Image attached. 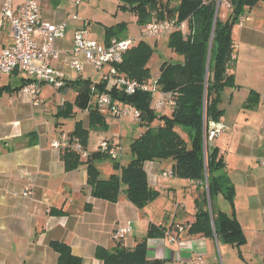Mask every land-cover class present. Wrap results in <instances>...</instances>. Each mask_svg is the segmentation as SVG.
<instances>
[{"label":"crops","instance_id":"obj_1","mask_svg":"<svg viewBox=\"0 0 264 264\" xmlns=\"http://www.w3.org/2000/svg\"><path fill=\"white\" fill-rule=\"evenodd\" d=\"M2 2L0 0V8ZM37 3L40 4V0ZM39 11L48 22L66 23L65 36L54 42L58 56L51 62L63 75L64 85L68 80L91 79L90 72L85 73L89 65H84V70L76 76L67 73V70L74 71L64 54L73 48L75 29H69V24L74 20L69 19L68 14L65 16V11L59 6L47 13L42 8ZM248 11L250 9L245 13ZM229 12L226 10L222 20ZM81 26L79 28H83ZM240 27L236 32L233 28L231 31L233 54L227 70L234 75L235 85L222 90L219 107L223 114L219 121H211L214 126L229 131L213 138L210 146L218 150L217 157L223 164L213 174L228 178L233 188L231 200L218 189H214L209 197L207 179L203 185L199 180L180 177L171 159L144 162L147 181L158 195L143 208H137L123 193L116 202L94 198L86 184L85 166L65 170L61 151L52 146L64 132L61 126L68 119L57 117V108L63 101L72 102L77 92L67 88L74 92L72 96L54 104L46 101V97L41 98V86L46 83L38 85L37 103L34 96L25 94L22 89L0 94V264H58V253L50 246L51 241L67 244L72 254L81 258V264H104L95 257L98 246L133 248L146 236L150 224L166 228L164 235L148 238L146 247V257L157 259L162 264H191L196 258L208 264H264V167L257 163L258 159H264V73L249 69L243 74L242 81L239 80L244 72L240 69L239 58L245 55L235 54L234 49L237 45L241 48L249 43L253 46L251 38L256 32L241 24ZM12 42L10 26L5 23L0 26V50ZM12 76L15 84L8 80L0 86L14 88L23 79L31 78L17 70L1 75L0 79ZM62 89L55 91L62 92ZM250 90L257 92L259 98H256L255 105L246 107ZM241 92L235 120L231 118L228 122L226 109L221 104L230 103ZM95 100L96 94L91 93L89 103L97 109ZM29 106L39 107L38 113L34 114ZM97 111L104 119L105 116L112 118L106 112ZM82 112L84 119L79 120L83 127L89 128L88 111ZM48 113L55 118L54 123L48 120ZM115 142L120 144L119 140ZM97 168L100 177L105 172L103 179L114 172L113 165ZM164 172H169V175H164ZM28 187L32 193L24 195L23 191ZM203 192L209 197V208L214 215L224 212L237 219L245 236L244 243L237 246L219 241L215 234L204 236L189 232ZM127 223L132 226L131 232L121 240H114L113 230ZM171 235L175 241L171 240Z\"/></svg>","mask_w":264,"mask_h":264},{"label":"trees","instance_id":"obj_2","mask_svg":"<svg viewBox=\"0 0 264 264\" xmlns=\"http://www.w3.org/2000/svg\"><path fill=\"white\" fill-rule=\"evenodd\" d=\"M119 1L118 6L131 11L140 26L153 20L172 17L177 18L179 22L187 20L186 37L179 30L171 32L168 36L169 48L182 56V61L163 62L157 78L159 88L173 94L175 106L165 112L156 111L149 92L137 90L133 94H127L115 86L106 89V83L101 78L98 81L87 78L68 80L66 84L74 87L77 95L72 102L63 101L55 115L69 118L75 115L74 109L88 111L89 128L83 127L82 121L77 120L67 134L69 138H78L84 149L87 150L89 130L106 127L104 117L89 103L91 93L100 94L107 91L114 100L134 106L141 112L140 124L144 125L145 129L130 143L132 159L125 165L114 161V172L108 178L100 177L95 164V160L107 158L108 155L97 150L88 152L84 159L71 148L62 150L60 156L65 170L70 171L84 165L86 184L91 189L92 197L116 202L120 193H123L137 208H143L158 195V191L147 181L144 162L171 159L174 162L173 168L180 177L199 180L203 185L207 179L209 197L214 189H218L231 200L233 188L228 178L215 177L213 174L223 165L221 158L217 157L218 150L210 146L211 142H207L204 153L203 131L204 127L207 129L209 122L219 121L223 114L219 107L222 90L235 85L234 75L227 71L233 54L232 25L237 24L238 18L244 15L247 9L264 0H229L231 7L226 19L220 20L216 16L214 26L213 12L210 13L206 8L214 0H207L206 4H202V0ZM125 29L121 23L114 28H105L104 43H108L111 38H126ZM152 54V45L144 38H139L136 44L123 53L122 60L113 65L120 76L148 81L151 73L147 64ZM31 81V78L23 79L22 83L14 88L2 85L0 94L5 91H18ZM92 85L95 88L93 92ZM256 98L258 100V93L250 90L245 106L255 105ZM156 120L159 123L153 126ZM177 127L182 128L186 139ZM209 197L203 192L202 197L198 199L195 221L191 224L189 232L204 236L215 234L219 241L237 246L244 243L245 236L237 219L224 212L214 215L209 208ZM86 209H89V206ZM165 230L162 226L150 224L146 236L133 248L118 245L108 249L98 246L95 257L104 264H162L157 259L146 257V247L148 238L162 236ZM50 246L58 253V264L82 263L81 258L73 255L67 244L51 241Z\"/></svg>","mask_w":264,"mask_h":264},{"label":"built area","instance_id":"obj_3","mask_svg":"<svg viewBox=\"0 0 264 264\" xmlns=\"http://www.w3.org/2000/svg\"><path fill=\"white\" fill-rule=\"evenodd\" d=\"M82 0H76V3ZM207 0H202L206 4ZM216 4V16L218 7L222 0H214L213 9ZM226 8H230L229 0H223ZM242 17L238 18V24H242ZM75 19L76 16H73ZM247 18V17H246ZM8 23L13 37V42L0 50V76L11 74L14 70L25 73L33 78V81L22 88L27 95L34 96L38 93V85L46 83L59 90L64 85L63 75L58 72L51 64L57 58L58 54L54 48V42L62 39L66 33V23H51L44 20L39 11L37 0H3L0 8V26ZM188 33L187 20L178 21L177 18H165L162 20H153L144 25L141 31L142 36L158 38L164 34H170L173 31ZM139 38L136 36H127L123 39H111L108 43H100L95 39L88 37L87 31L78 28L73 34V48L65 51L67 63L71 69L81 72L84 65H89L100 72L101 79L106 83V89L115 86L127 94H133L137 90L149 92L153 98V107L156 111L166 110L175 106V99L171 92L161 90L155 78L148 81H138L125 76H120L113 64L122 60L123 53L132 45L136 44ZM83 60H82V59ZM95 90L94 85L91 91ZM95 104L97 110L106 112L112 118H120L125 115H131L138 120L141 118V112L134 106L127 103H120L113 99L110 93L103 91L96 94ZM106 110H102L103 107ZM223 128L214 126L211 122L204 127L203 131V150L207 142L221 134ZM108 140L98 142L97 150L112 157H117L121 146L119 143ZM54 148L62 151L71 148L82 158H86L88 151L84 149L78 138H69L67 134L62 135L59 140L52 143ZM264 167V159L260 162ZM169 175V172H164ZM31 188H25L24 195H30ZM177 228L181 229L179 225ZM132 230L130 223L119 226L112 232L114 240H121ZM172 241L176 238L171 235ZM191 264H208L200 258H196Z\"/></svg>","mask_w":264,"mask_h":264},{"label":"rangeland","instance_id":"obj_4","mask_svg":"<svg viewBox=\"0 0 264 264\" xmlns=\"http://www.w3.org/2000/svg\"><path fill=\"white\" fill-rule=\"evenodd\" d=\"M39 1V0H38ZM120 3L119 0H82L79 3H76V0H40V4L38 3L39 10H41L44 13H47L50 10H56V8L59 6L65 11V16H69V19L71 17L73 23L69 24V29H77L82 24L83 28L87 31L88 37L91 39H95L99 41L100 43H103L105 38V28H114L117 27L120 23L126 27L125 36H136L137 38H144L146 41H148L152 47H153V54L151 58L148 61V67L150 69L151 78H155L157 80L159 75V67L163 62L172 61H182V56L178 55L174 51L171 50L168 46V36L169 34L161 35L158 38L153 37H147L142 36L141 31L144 28L143 26H140L136 23V18L134 14L129 11L128 9H121L118 4ZM215 2V9L216 4ZM226 10L230 11V8H226V6L223 3V0L221 4L218 7L217 16L220 20L224 18V14ZM248 10V9H247ZM73 16H76L74 19ZM242 24L244 28H252L256 32L252 36L251 40L254 42L251 46L249 43L245 47H241L237 45L236 49H234V53H240L245 55L244 58H239L241 62L240 69L244 72L240 75V81H242L243 74L251 69L255 72L261 74L264 73V2L258 3L256 6L252 7L250 11L246 12L244 15H242ZM214 17V16H213ZM247 17V18H246ZM79 20V21H77ZM80 23V26L77 24ZM188 24V23H187ZM67 27V26H66ZM233 29H235V32L238 31V29L242 28L238 24L232 25ZM188 28V25H187ZM71 32V30H69ZM182 33V32H181ZM183 34V33H182ZM257 37L255 38V36ZM184 37L187 35L183 34ZM103 38V39H102ZM248 41V40H244ZM238 43V42H237ZM239 46V48H238ZM89 77L93 81H98L101 76L99 71L93 70V68L86 66L85 73H88ZM67 73H73V75H78L80 73L76 72L75 70L70 72V70H67ZM83 73L84 75H87ZM10 81L12 84H15L13 81L15 80V77H10L9 79L6 77H3L0 79V83H5L6 81ZM257 80V79H256ZM256 80L252 83H255ZM158 84V82H157ZM249 85V84H248ZM254 85V84H253ZM251 87V86H249ZM70 88L76 92V89L69 85H64V89H62V92H57L55 89L49 85L45 84L41 86V98L46 97V101L51 102V104L59 103L64 98H70L73 91H69ZM259 88V86H258ZM67 89V90H66ZM69 92V93H67ZM65 93V94H64ZM241 96L242 92L238 93L233 100L230 101L228 104H224V102L221 104L222 108L226 109V118L229 122L231 118L235 120L236 111L238 110V107L241 102ZM56 99V100H55ZM228 100V98H227ZM224 104V105H223ZM29 109L33 111L34 114L38 113L39 107H32L29 106ZM168 109V108H167ZM102 110H106V107L104 106ZM48 120L54 123L55 118L52 114L48 113ZM84 119V113L81 110L76 109V113L73 117H69L68 119L64 120L65 123L63 126H61V129L64 131L62 135H65L67 131L72 129L73 124L76 120ZM105 122L106 127L105 128H91L90 129V135L88 139V149L89 150H97L98 142L101 140H108L113 139L112 142L119 140L121 151H119L117 157H112L108 155L107 158H101L95 160V164L97 166H111L113 165V162H119L120 165L127 164L131 159L132 155L129 149L130 143L133 139L138 137L145 129L144 125L140 124V120L137 118L129 115L122 116L120 118H108L105 116ZM159 123L158 120H156L152 125L156 126ZM178 130H182V128L177 127ZM37 128H34L35 130ZM183 131V130H182ZM225 131V133H228L229 131H226V129H223L222 133ZM180 134L186 139V136L184 133L179 131ZM61 135V134H60ZM59 135V136H60ZM62 135L57 139L59 140ZM218 138V137H217ZM87 149V151H88ZM98 151V150H97ZM62 152V151H61ZM89 152V151H88ZM105 154V153H104ZM262 159H258L257 163L260 167ZM112 161V162H111ZM105 176V172H102L101 177ZM220 263V261H219Z\"/></svg>","mask_w":264,"mask_h":264},{"label":"water","instance_id":"obj_5","mask_svg":"<svg viewBox=\"0 0 264 264\" xmlns=\"http://www.w3.org/2000/svg\"><path fill=\"white\" fill-rule=\"evenodd\" d=\"M206 8L210 13L213 12V16H214L213 17V26H214V21L216 19V9H213V3H209ZM209 49H210V46H209ZM208 56H209V54H208ZM206 184H207V181H206Z\"/></svg>","mask_w":264,"mask_h":264}]
</instances>
